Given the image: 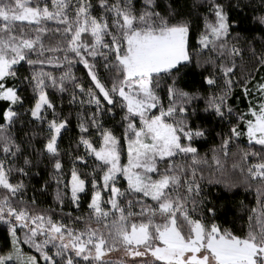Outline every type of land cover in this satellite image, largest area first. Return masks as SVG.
I'll use <instances>...</instances> for the list:
<instances>
[{
    "label": "snow or ice",
    "instance_id": "snow-or-ice-1",
    "mask_svg": "<svg viewBox=\"0 0 264 264\" xmlns=\"http://www.w3.org/2000/svg\"><path fill=\"white\" fill-rule=\"evenodd\" d=\"M0 264H264V0H0Z\"/></svg>",
    "mask_w": 264,
    "mask_h": 264
},
{
    "label": "trees",
    "instance_id": "trees-1",
    "mask_svg": "<svg viewBox=\"0 0 264 264\" xmlns=\"http://www.w3.org/2000/svg\"><path fill=\"white\" fill-rule=\"evenodd\" d=\"M77 75L83 76L84 70L81 68L80 71L77 73ZM217 143H218V141H217ZM201 151L202 152L207 151V147H202ZM209 155H211V154L209 153ZM212 163L213 162L210 160V164H212ZM231 163H232L231 159H227L225 161L224 178L231 179V180L235 181V183H236V187L232 189V192L236 193L235 197H232L231 193H228V197H227L229 203L233 206L234 210L230 209L228 211L227 215L221 217V220L227 222V226H229V227H233V225L231 224V221L234 218L245 215V213L239 207V201H244L245 204H249L254 198L253 192L246 190L244 188L243 183H242V177L232 174ZM213 170H214V164H213ZM217 178H220L219 173H217ZM221 189H223V184H221L219 186H213L211 188V191L213 193H216L217 191H220ZM243 223H244V221L237 219L235 227L239 228L240 225H242Z\"/></svg>",
    "mask_w": 264,
    "mask_h": 264
}]
</instances>
